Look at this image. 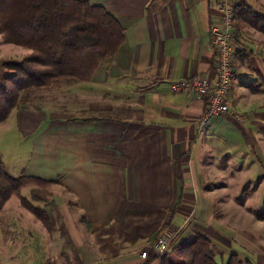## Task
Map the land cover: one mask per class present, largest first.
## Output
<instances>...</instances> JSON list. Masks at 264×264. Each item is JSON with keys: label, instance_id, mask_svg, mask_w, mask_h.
I'll list each match as a JSON object with an SVG mask.
<instances>
[{"label": "crops", "instance_id": "0c3cea01", "mask_svg": "<svg viewBox=\"0 0 264 264\" xmlns=\"http://www.w3.org/2000/svg\"><path fill=\"white\" fill-rule=\"evenodd\" d=\"M229 1L246 2L264 15L259 10L264 0H258L259 7L253 0ZM88 2L114 16L123 29L121 45L97 64L89 80L63 84L67 107L56 103L55 87L40 90L31 104L9 116L20 135L31 140L25 173L52 181V197L43 204L51 229L43 228L52 253L67 250V258L56 264H144L140 253L150 252L170 214L166 229H176L190 223L195 209L211 206L201 191H211L207 180L215 159L224 158L222 166L235 178L257 169L247 164L251 155L264 167V158L256 154L259 145L264 155V33L233 19L229 109L201 128L203 101L172 92L169 85L199 75L214 81L216 53L208 29L218 17L217 0ZM28 52L0 36V85L7 72L3 64L18 62ZM219 142L226 150L216 158ZM261 179L264 174L257 184ZM236 201L222 211V231L255 251L256 264H264V252L256 253L262 249L256 242H264V236L253 243L264 220L250 222V214L238 211L249 212V207ZM196 220L197 226L201 221ZM11 231L28 237L16 225L4 233Z\"/></svg>", "mask_w": 264, "mask_h": 264}, {"label": "trees", "instance_id": "16d2710c", "mask_svg": "<svg viewBox=\"0 0 264 264\" xmlns=\"http://www.w3.org/2000/svg\"><path fill=\"white\" fill-rule=\"evenodd\" d=\"M233 19L264 33V15L246 2L233 5ZM0 36L4 43L29 51L20 61L3 64L7 72L0 85L2 123L14 108L31 104L40 90L89 80L97 64L121 45L123 29L104 7L88 0H0ZM177 177L182 180L180 172ZM51 183L26 173L11 176L0 160V209L12 195L17 196L20 205L50 231L43 204L48 201L46 188ZM26 186H31L29 198L20 195ZM253 215L264 220L263 210ZM170 217L161 231L169 225ZM178 238L158 257L160 264H255L250 257H241L239 251H229L225 256L208 235L196 229L185 230ZM153 258L156 256L147 252L144 264Z\"/></svg>", "mask_w": 264, "mask_h": 264}, {"label": "rangeland", "instance_id": "374dc122", "mask_svg": "<svg viewBox=\"0 0 264 264\" xmlns=\"http://www.w3.org/2000/svg\"><path fill=\"white\" fill-rule=\"evenodd\" d=\"M253 2L255 3V6L259 7V4L257 3L258 0H253L252 3ZM263 9L264 5H261V8L259 10L261 12H264ZM54 93L56 103H62L63 106L67 107V91L64 93L63 86L57 88L56 92ZM7 118L3 123H0V160L2 166L4 167V170L8 174H10L11 176H18L22 173H25L27 164L29 162L31 140L29 138L22 137L18 132V129L15 128L13 114H11L8 119ZM217 146L220 149H215L214 155L216 158H219L225 152L226 146L221 142L217 143ZM253 147L255 148V145H253L252 148ZM257 147L258 149L256 154L264 158V155L259 152V145H257L256 148ZM251 157L252 158L247 161V164L253 166L255 163L257 169L253 171L249 170L250 173L247 172L244 175L240 174L236 176V178L235 173L230 175L229 169L225 168L224 164L222 166V163L225 162L224 158H221L220 162L215 159V162L213 163L214 168L213 170L212 168L210 169L213 171V174L210 173V175L208 176L209 180H207L209 187H211V191H201V195H204L205 197L204 203L208 202V205L211 204V206L195 209V211L191 213L188 218L190 223L185 224L182 227L186 226L185 230H189L192 227L198 228L205 235H208V237L214 243L216 249L219 252H223L225 256L229 251H239L241 253V257L246 255L252 260H254L256 264L254 254L255 251L243 248L239 246L235 241L228 240L229 238L224 234L225 232L222 231L224 230V228H226L225 224H223V220L222 222L219 221V218L222 216V211L224 212L226 210H230L229 208H227L230 206V204L226 205L227 203H229V201L237 202L236 200H241L242 202L240 201L239 203L248 206L249 212L245 211L246 208H241L238 211L243 210V215H246L247 213L250 214L252 219V221L250 222H254V219H257L253 215L255 211H264L263 179H261L259 184H257V179L259 178V176L264 174V167L262 165H259L258 161H256L254 156L251 155ZM262 160L264 162V159ZM216 161L218 162V164ZM237 161L239 163L241 162L240 159H237ZM237 161L236 164L239 165ZM244 182L247 184L245 185ZM244 186L246 187L243 190ZM30 188L31 186L21 188L20 195L25 198H29ZM46 189L47 191H49L48 187ZM245 192H248V196L245 194ZM51 197L52 195L51 193H49L48 200H50ZM238 197L240 199H238ZM37 205L42 206L41 203H37ZM219 205H222L221 208H219ZM233 205L234 207L237 206V204ZM1 208L2 209H0V233H3L0 235V238L3 234H5L4 232H6V229L9 232L11 227L13 228L15 227V225L19 231L28 232V237L25 238L23 237V235L21 236L13 234L15 230L11 231L10 234L3 235V239H0V263L29 264L34 261H40L43 262V264H56V261L59 262L62 261V258H67V250L59 253L58 249L55 250V253L53 252L56 258L53 259L50 257V254L53 255V253L50 249H48L49 238L43 228L44 226L28 210H26L20 205L17 196L12 195L6 201L5 206H2ZM196 219H199L201 221L198 223L197 226L194 225V222L197 221ZM245 226L247 227V229L249 227L253 228V224L246 223ZM182 227H177L176 229H164L158 234V237L163 233L170 232L172 233V235H174L172 243L176 244L180 240V238H178V234L179 231H181L180 233H182ZM259 232L253 234V236L255 237V241H253V243L256 242V240L258 239L256 238L257 236H264V229L259 230ZM29 235L31 236V239ZM258 241H260V239H258ZM50 242L51 241L49 239V243ZM3 243L7 246H4ZM256 244L262 247L261 250H256V253L261 256L259 252H264V242H256ZM241 248H243L245 251H240ZM248 254H250V256Z\"/></svg>", "mask_w": 264, "mask_h": 264}, {"label": "built area", "instance_id": "2783aa9c", "mask_svg": "<svg viewBox=\"0 0 264 264\" xmlns=\"http://www.w3.org/2000/svg\"><path fill=\"white\" fill-rule=\"evenodd\" d=\"M218 17L209 26L210 41L215 48L214 70L215 79L209 81L204 76H192L180 79L169 85L172 92H180L204 102V111L199 119V125L204 128L212 119L228 112L226 96L233 71V5L229 0H217ZM174 235L170 232L161 234L150 246V252L160 255L173 242ZM147 251H142L144 258Z\"/></svg>", "mask_w": 264, "mask_h": 264}]
</instances>
